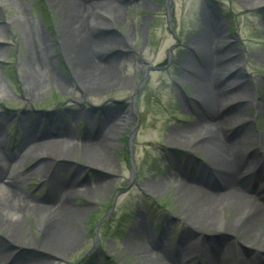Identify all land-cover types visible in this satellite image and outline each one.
<instances>
[{
    "label": "rangeland",
    "instance_id": "1",
    "mask_svg": "<svg viewBox=\"0 0 264 264\" xmlns=\"http://www.w3.org/2000/svg\"><path fill=\"white\" fill-rule=\"evenodd\" d=\"M84 1L90 6L78 15L86 17L80 26L87 31L78 35L65 16L77 15L78 6L23 0V18L16 7L0 3V83L6 89L0 139L6 154L23 158L9 159L5 168L0 161V175L12 163L17 168L2 180L46 207L47 195L57 199L65 194L62 186L75 188L66 201L74 211L64 225L67 247L45 241L49 231L42 222H49L51 208H19L10 215L5 210L16 208L0 203V264H159L157 256L132 247L137 231L147 236L146 250L158 253L161 247L176 256L182 247L190 264H206L201 246L221 245L218 251L238 258L264 254V224L253 225L260 233L251 241L252 228L239 223L245 214L228 202L204 204L183 185L199 178L208 194L223 191L221 174L213 171L223 140L264 163V0H81V7ZM82 38L92 43L96 63L114 65L113 79L75 64ZM187 57L193 63L184 67ZM216 85L224 86L228 101L215 106L209 91ZM125 112L127 122L120 120ZM218 117L225 121L217 131ZM93 118L102 135L106 120H113L110 129L119 123L106 137L115 142L109 160L85 151ZM59 127L72 145L63 147L58 162L83 169L77 184L66 178L53 193L40 172L28 173L40 160L33 146L55 139ZM28 130L34 142L24 148ZM86 160L94 165L86 168ZM254 183L246 186L249 194Z\"/></svg>",
    "mask_w": 264,
    "mask_h": 264
},
{
    "label": "bare ground",
    "instance_id": "2",
    "mask_svg": "<svg viewBox=\"0 0 264 264\" xmlns=\"http://www.w3.org/2000/svg\"><path fill=\"white\" fill-rule=\"evenodd\" d=\"M23 0H0V3H5V4H10L14 7L17 8L18 12L22 17H25V9L22 4ZM52 2L55 3H64V5L67 3L69 5H75L78 6L79 9H77V15L76 14H71L70 12H66L65 16L67 15L68 18H70V21L68 20L69 24L67 25V22H64L63 24L73 31L76 35L79 34V31L84 32L87 31V27L84 28L80 23H82V19L85 20L86 17H82L79 14L83 12L84 7H89L85 3V1L82 4L81 7V0H51ZM101 4L100 1H97L92 4L96 5ZM91 4V2H90ZM85 11V10H84ZM89 19V16H88ZM207 26V25H206ZM22 33L24 35H28V32L30 31L29 29H26V24L23 23L21 26L19 25ZM208 33L207 36L209 40L211 41V33L210 29H207ZM1 33V31H0ZM22 34V35H23ZM2 35L0 34V39ZM28 37V36H27ZM83 40V38L81 39ZM208 43V42H207ZM31 44V42H30ZM92 43L88 41V39H84L82 43L79 45V54L77 58H74V62L76 65L83 69H94L95 71L97 70L98 73L100 72V76L102 79H113L114 77V65L112 63L109 64H99L96 63L93 58H91V49H92ZM205 47V45H204ZM207 57V56H206ZM206 60V59H205ZM208 63H213V59L209 58ZM191 63H193L192 58L187 57V59L181 61V64L184 67L189 66ZM206 63V61H205ZM37 64V65H36ZM207 64V63H206ZM214 64V63H213ZM218 69L223 70L224 67H221L219 65ZM34 67L36 69H40V64H38V57L35 58V63ZM74 67V66H73ZM240 68L239 66H237ZM219 71L216 70V74ZM215 74V75H216ZM57 82L62 83L61 77L56 76ZM238 82V81H236ZM236 82H234L236 84ZM64 84V83H63ZM243 84V83H241ZM222 85H216L213 88L211 87L209 91V96L213 97V104L216 106V103L220 102V105H222L228 97H223L225 90H221L220 88ZM240 89H242V85L239 86ZM228 92V91H227ZM6 93L5 87L0 83V95ZM223 93V94H220ZM219 95L222 96V98L219 97ZM205 97V96H204ZM215 97H218L215 99ZM234 97L239 98L240 95L235 94ZM223 98H225L223 100ZM222 101V102H221ZM228 101V100H227ZM226 101V102H227ZM235 105H237L239 102L242 103L241 100H234ZM210 106L209 104H207ZM215 117V116H213ZM128 113L125 112V115H121V120L127 122L128 120ZM218 117L216 118V123H214L215 128L218 127V125H223L224 124V119ZM96 119L93 118L89 119L90 123V132L86 134V145H85V151L89 157H101L102 159H111L112 158V150L114 148L115 142L112 139H106L107 135L111 134L114 130L115 127L119 125V123H115L114 128L110 129V123L113 120H106V123L104 124V128L108 129L107 135H102L101 132L99 131L100 126L96 127V124L98 123L95 121ZM113 123V122H112ZM101 125V123H99ZM31 130L26 131V137L24 138L23 146L24 148H29L31 147V143H33V139L28 133ZM218 131V128H217ZM64 129L59 127V131L57 133V137L55 139L47 140L39 145H34L33 146V152L35 156H40V160L37 162L35 167H32L29 169L28 175H31L32 172H40L42 174V178L50 182V187L51 191L54 193L55 189L57 188V185L61 184V186L64 184L66 178H71L72 181L70 183L77 184L78 179L82 175V169L83 167H76L73 164H68V165H62L58 161L61 160V158L64 156V153L62 152L63 147H67L72 145V139L67 138L65 139L64 136H68V134H63ZM36 139V138H35ZM6 142L3 139H0V161L2 162V167L5 168L7 161L10 159L11 161L16 162H21L23 158L20 160L19 156L15 155H8L5 152L4 145ZM75 146V145H74ZM238 147L232 143H229L228 141H222L218 145V149L220 150V153L218 155L217 159V166L216 168H213L214 172L220 173V182L222 183L223 186V191L220 193H210L208 192L201 186L200 181L202 179H191L190 182H185L183 185L186 189H188V192L190 195L197 197V198H202L204 201V204L209 201V203H214L216 207L218 208L219 205H222V203L228 202V207L234 209L237 212H241L242 214H245L244 216V221H240L239 223H243L246 226H250L251 228V234L254 233L255 236L260 233V232H254V226H260L264 224V163L261 161V159L257 156L254 157H249L248 155H241L239 150L237 149ZM25 150V149H23ZM22 150V152H23ZM21 152V153H22ZM90 159V158H89ZM88 163H86L85 167L89 165H94V163L91 160H86ZM111 161V160H110ZM19 162V163H20ZM13 164V163H12ZM10 164L7 167V172L6 175H0V203H1V208H16L12 210H5L7 214L10 215H16V213H19L18 210L19 208H51V213H50V219L49 222L50 224L43 223L45 224V229L48 232V235L45 237V241L48 244H52L55 246H64L67 247L68 245L70 246L71 241H68L65 239L66 229L64 228L65 222H67V219L70 218V216L73 215V210H70L68 208H71L66 205V201L70 196H73L75 194V188L74 186H67L64 187L62 186V191L65 193L63 196L58 197L55 199V196H49L47 195L44 198L43 203L46 205H50V207H46L44 205H35L33 201L30 198L26 197H21L18 194L12 192L9 187L3 182L2 179H7L10 178L8 175L11 172H14L16 166ZM88 164V165H87ZM92 167V166H91ZM100 167V166H99ZM251 171V172H250ZM2 172V170H1ZM250 172V173H249ZM79 176V177H78ZM169 177L166 176L165 180H169ZM11 179V178H10ZM200 180V181H199ZM255 182V189L252 190V193L249 194V192L246 189V186L249 185L250 183ZM82 183V182H81ZM208 200V201H207ZM9 201V204L7 203ZM56 202H61L57 204ZM194 202L196 203H202L200 200L194 199ZM54 203V204H53ZM53 204V205H52ZM198 204V205H199ZM20 211V210H19ZM212 213V211L210 212ZM209 213V214H210ZM212 217L219 219V215L217 212L212 213ZM249 232V231H248ZM134 238H136V244H134L132 247H134L137 250L142 251V253H147L149 252L152 255L157 256V260L159 261V264H190V261H185L187 259L185 252L182 247H179L176 249L175 254L171 255L168 254L165 250H163L161 247H159V252L164 255L160 256L159 252L152 251L150 249L145 248L143 245L144 242L147 240V236L143 235L140 236V232H133L132 233ZM145 234V233H144ZM253 234V235H254ZM9 239L13 240V232L9 236ZM257 239V236L253 239V237L250 239L251 241H255ZM263 239V238H262ZM11 240V241H12ZM143 240V241H142ZM261 243V242H260ZM133 244V243H130ZM193 244L189 245L191 248ZM186 247V248H189ZM221 245L219 247H203L201 246V249L204 250L205 252L202 254L204 259L206 260V264H264V254H259V255H250L248 257H241L238 258L237 256H233V254L228 251H218ZM209 250L216 251V253H208ZM219 252V253H217ZM7 257V256H6ZM253 258V259H251ZM23 264H34V262L27 263L26 260L21 261ZM7 264H13V259L9 261ZM15 264H18L16 262Z\"/></svg>",
    "mask_w": 264,
    "mask_h": 264
}]
</instances>
